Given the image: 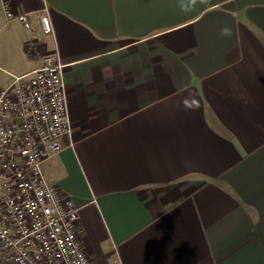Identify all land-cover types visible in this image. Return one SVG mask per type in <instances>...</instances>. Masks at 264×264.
<instances>
[{
	"label": "crops",
	"instance_id": "obj_1",
	"mask_svg": "<svg viewBox=\"0 0 264 264\" xmlns=\"http://www.w3.org/2000/svg\"><path fill=\"white\" fill-rule=\"evenodd\" d=\"M7 3L30 28L0 6V90L63 65L70 134L42 174L91 263L264 264V0Z\"/></svg>",
	"mask_w": 264,
	"mask_h": 264
},
{
	"label": "built area",
	"instance_id": "obj_2",
	"mask_svg": "<svg viewBox=\"0 0 264 264\" xmlns=\"http://www.w3.org/2000/svg\"><path fill=\"white\" fill-rule=\"evenodd\" d=\"M0 6L7 22L30 28L27 14H15L7 0ZM39 23L51 32L45 15ZM62 70L46 55L0 90V264H92L79 240L78 208L42 174L70 134Z\"/></svg>",
	"mask_w": 264,
	"mask_h": 264
},
{
	"label": "rangeland",
	"instance_id": "obj_3",
	"mask_svg": "<svg viewBox=\"0 0 264 264\" xmlns=\"http://www.w3.org/2000/svg\"><path fill=\"white\" fill-rule=\"evenodd\" d=\"M3 33H5V32H3ZM9 81H10V79L5 74H2L0 72V88L5 86Z\"/></svg>",
	"mask_w": 264,
	"mask_h": 264
},
{
	"label": "clouds",
	"instance_id": "obj_4",
	"mask_svg": "<svg viewBox=\"0 0 264 264\" xmlns=\"http://www.w3.org/2000/svg\"><path fill=\"white\" fill-rule=\"evenodd\" d=\"M228 29L227 28H225L224 30H223V34H225V35H227L228 34Z\"/></svg>",
	"mask_w": 264,
	"mask_h": 264
}]
</instances>
